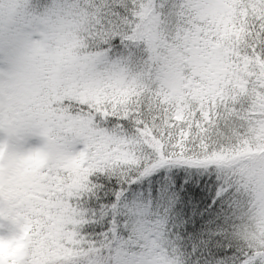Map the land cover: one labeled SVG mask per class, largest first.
Returning <instances> with one entry per match:
<instances>
[{"label": "snow or ice", "instance_id": "obj_1", "mask_svg": "<svg viewBox=\"0 0 264 264\" xmlns=\"http://www.w3.org/2000/svg\"><path fill=\"white\" fill-rule=\"evenodd\" d=\"M0 264H264V0H0Z\"/></svg>", "mask_w": 264, "mask_h": 264}]
</instances>
